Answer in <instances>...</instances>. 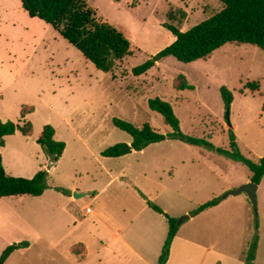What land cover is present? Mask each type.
Returning a JSON list of instances; mask_svg holds the SVG:
<instances>
[{"label":"rangeland","instance_id":"rangeland-1","mask_svg":"<svg viewBox=\"0 0 264 264\" xmlns=\"http://www.w3.org/2000/svg\"><path fill=\"white\" fill-rule=\"evenodd\" d=\"M85 1L132 43V56L113 73L98 70L51 25L29 17L20 1L0 0V119L33 127L30 137L19 132L7 137L0 158L13 177L32 179L42 170L49 174L43 197L0 199V257L7 247L27 242L29 248L17 250L6 264H158L169 225L150 208L151 202L180 226L167 264H245L257 235L255 264H264V179L257 213L248 194L225 197L251 179L246 165L208 147L169 140L143 154L119 159L101 155L132 142L114 119L171 134L163 117L148 105L160 98L172 105L186 136L230 150L232 131L240 153L258 163L264 158V52L252 45L227 44L192 63L165 58L146 75L134 77L133 68L174 43L166 24L186 32L219 13L222 3ZM182 82L193 89L177 90ZM250 83L260 88L253 91ZM223 86L234 97L229 121ZM30 108L23 118L22 111ZM47 126L55 130L56 141L66 144L57 164H51L37 143ZM57 187L72 190V197L77 191L89 195L67 206ZM94 192L100 194L96 199ZM217 198L222 199L217 207L191 217ZM87 208L93 213H86ZM187 216L191 219L179 223ZM141 223L150 229L147 236L143 229L138 237ZM127 224L123 236L132 248L108 243L107 227Z\"/></svg>","mask_w":264,"mask_h":264},{"label":"trees","instance_id":"trees-1","mask_svg":"<svg viewBox=\"0 0 264 264\" xmlns=\"http://www.w3.org/2000/svg\"><path fill=\"white\" fill-rule=\"evenodd\" d=\"M24 11L31 18H38L56 29L60 35L79 50L84 57L90 61L98 70L110 74L118 64L124 62L127 57L132 56V43L127 33L118 29L103 19L97 17L96 12L85 0H18ZM120 1V0H117ZM223 9L194 26L186 32H182L172 25H165L171 31L176 40L170 46L162 50L157 56L152 57L142 65L132 69L134 77L146 75L156 67L161 60L174 57L183 63H192L200 59H207L213 53L227 44L252 45L264 52V0H219ZM251 90H258L259 83H250ZM193 89L187 82H182L177 90L185 91ZM221 96L226 109H230L234 97L232 92L225 86L221 88ZM149 108L163 117L164 123L172 129V133L164 135L155 130L151 125L145 124L137 128L131 123L120 119H114L116 128L126 132L132 137L128 144H117L102 152L105 158H120L132 153L142 152L153 144L170 141H180L190 146H204L216 150L235 161L246 165L251 172V181L260 185L264 179V158L255 163L245 158L238 149L237 137L234 132L229 131L230 150L215 149L213 144L204 139L186 136L181 131V123L176 116L171 104L160 98L151 99ZM22 111L23 118L32 112ZM264 111V105H263ZM17 132L26 137L33 134L30 122L23 126L13 122H3L0 119V147L5 146V139L15 135ZM37 143L51 157V164H57L62 158L66 144L55 140V130L47 126L37 139ZM47 171L38 172L32 179L10 176L0 158V199L16 198L23 196L41 197L49 188ZM56 191L70 196L71 192L63 188H55ZM221 198L211 200L200 206L191 213L196 217L204 211L218 206ZM148 205L158 214L163 215L169 225L168 236L162 249L158 264H167L169 261L171 246L177 236L180 226L175 218L165 214L164 211L148 202ZM256 229H259L258 222ZM259 237L254 238L246 254L245 264H255L257 258ZM29 248V243L11 245L6 248L0 257V264H5L17 250Z\"/></svg>","mask_w":264,"mask_h":264},{"label":"crops","instance_id":"crops-1","mask_svg":"<svg viewBox=\"0 0 264 264\" xmlns=\"http://www.w3.org/2000/svg\"><path fill=\"white\" fill-rule=\"evenodd\" d=\"M176 39H174V41H175ZM170 141V140H169ZM5 144H6V139H5ZM149 148V147H148ZM147 148V149H148ZM147 149H145L144 151H142V152H137V153H141V154H143ZM133 152H136V151H132V153ZM131 153V154H132ZM127 156V155H126ZM63 157V156H62ZM124 157V156H123ZM120 158H122V157H120ZM62 159V158H61ZM60 159V160H61ZM112 159V158H111ZM113 159H119V158H113ZM60 160H59V162H60ZM58 162V163H59ZM251 181V179H249L248 180V183ZM247 183V184H248ZM60 188V187H59ZM259 189H260V187H259ZM258 189V190H259ZM69 190V189H68ZM70 192H71V195L70 196H64L63 195V197H65V199L66 200H63V202H64V204H66L67 206H70V205H73L74 203H75V201H77L76 199H74L73 197H72V193H73V191L72 190H69ZM80 192V191H79ZM77 193H78V191H77ZM94 194H95V199L96 198H98L99 197V195L100 194H98L97 192H94ZM89 195V193H86V196H88ZM85 196V197H86ZM145 196V195H144ZM23 197H25V196H23ZM41 197H43V196H41ZM16 198H20V199H23L22 197H16ZM145 198V200H147L146 199V197H144ZM4 199V198H3ZM217 207V206H216ZM213 208H215V207H213ZM87 213V212H86ZM93 213V211L91 210V213H88V214H92ZM157 213V212H156ZM165 213V212H164ZM161 215V214H160ZM168 215V214H167ZM191 219V218H190ZM102 225V224H101ZM129 225L127 224V225H125L124 227H122V228H117V227H115V226H113V227H107V233H109V239H108V243H117V244H120L121 246H123L124 248H127V249H129V248H132L131 247V244H132V241L131 240H129L127 237H124L123 236V231L128 227ZM145 231H144V230ZM141 231V233L140 234H138V237H143V235H141L142 233H143V231L145 232V235L147 236V231H150V229H148V228H144V226L142 225V223H141V229H140ZM168 231H169V229H168ZM152 232V231H151ZM107 235V234H106ZM176 238V237H175ZM175 240V239H174ZM149 243H150V241H149ZM173 244V243H172ZM172 247V246H171ZM14 254V253H13ZM12 254V255H13ZM170 255H171V253H170ZM169 259H170V257H169ZM79 262H84V257H80L79 258ZM168 263V262H167ZM6 264V263H5ZM149 264H154V263H149Z\"/></svg>","mask_w":264,"mask_h":264},{"label":"water","instance_id":"water-1","mask_svg":"<svg viewBox=\"0 0 264 264\" xmlns=\"http://www.w3.org/2000/svg\"><path fill=\"white\" fill-rule=\"evenodd\" d=\"M227 118H228V121H229V110H228V113H227ZM258 189H259V186L254 184V183H252V181H250L248 184L242 186L238 190L229 192L225 197L238 196L241 193H246L249 196V199H250V201L252 203L254 211L257 213V210H258V206H257V192H258ZM85 196H86V194H79V193L76 192V193H74L73 198L74 199H81V198H84ZM188 219H190L189 216L183 218V220H181L179 223H182V222H184V221H186Z\"/></svg>","mask_w":264,"mask_h":264},{"label":"built area","instance_id":"built-area-1","mask_svg":"<svg viewBox=\"0 0 264 264\" xmlns=\"http://www.w3.org/2000/svg\"><path fill=\"white\" fill-rule=\"evenodd\" d=\"M86 212H87V213H91V209H90V208H87V209H86Z\"/></svg>","mask_w":264,"mask_h":264}]
</instances>
